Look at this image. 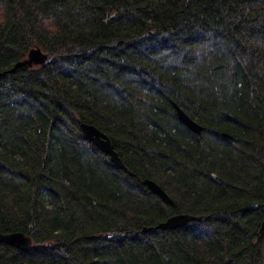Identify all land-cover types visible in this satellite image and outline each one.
<instances>
[{"label":"trees","instance_id":"obj_1","mask_svg":"<svg viewBox=\"0 0 264 264\" xmlns=\"http://www.w3.org/2000/svg\"><path fill=\"white\" fill-rule=\"evenodd\" d=\"M263 204L264 0H0V264H264Z\"/></svg>","mask_w":264,"mask_h":264},{"label":"water","instance_id":"obj_2","mask_svg":"<svg viewBox=\"0 0 264 264\" xmlns=\"http://www.w3.org/2000/svg\"><path fill=\"white\" fill-rule=\"evenodd\" d=\"M48 60V55L42 51L39 46L32 47L25 60L16 62L10 69L3 71L1 74L12 73L17 68L39 65L42 66ZM176 116L179 121L184 124L190 131L195 133L196 135H200L203 127L189 117L183 109L178 106L176 103H172ZM80 130L83 135L89 140L96 148H98L102 153L106 154L110 161L123 170H127L125 164L122 162L121 158L118 156L117 152L114 150L112 142L110 138L97 127L92 124H88L85 122H80ZM132 173L129 172V175ZM140 184L144 186L148 191L155 194L160 198L161 201L173 205V200L167 195V193L153 180L151 179H143L140 180ZM263 217L258 227V234L264 236V204L262 205ZM201 217H194L188 215H179L175 217H171L166 219L165 221L159 222L155 225L156 229L161 230H170L175 229L177 227H181L187 221L193 219H200ZM144 231L147 228L143 229ZM0 243H4L10 246H13L21 251H27L32 247V239L29 235H26L23 232H10L7 234L0 233Z\"/></svg>","mask_w":264,"mask_h":264},{"label":"rangeland","instance_id":"obj_3","mask_svg":"<svg viewBox=\"0 0 264 264\" xmlns=\"http://www.w3.org/2000/svg\"><path fill=\"white\" fill-rule=\"evenodd\" d=\"M32 66L34 67V66H39V65H35V64H34V65H32Z\"/></svg>","mask_w":264,"mask_h":264}]
</instances>
